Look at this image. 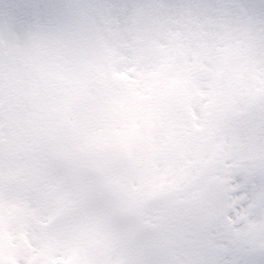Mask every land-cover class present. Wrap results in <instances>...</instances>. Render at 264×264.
Returning a JSON list of instances; mask_svg holds the SVG:
<instances>
[{
	"label": "snow or ice",
	"instance_id": "snow-or-ice-1",
	"mask_svg": "<svg viewBox=\"0 0 264 264\" xmlns=\"http://www.w3.org/2000/svg\"><path fill=\"white\" fill-rule=\"evenodd\" d=\"M0 264H264V0L0 6Z\"/></svg>",
	"mask_w": 264,
	"mask_h": 264
},
{
	"label": "rangeland",
	"instance_id": "rangeland-1",
	"mask_svg": "<svg viewBox=\"0 0 264 264\" xmlns=\"http://www.w3.org/2000/svg\"><path fill=\"white\" fill-rule=\"evenodd\" d=\"M9 0H0V6H3L4 4L8 3Z\"/></svg>",
	"mask_w": 264,
	"mask_h": 264
}]
</instances>
